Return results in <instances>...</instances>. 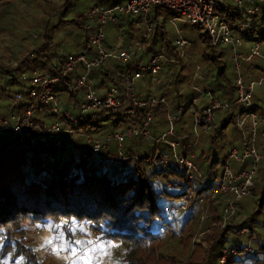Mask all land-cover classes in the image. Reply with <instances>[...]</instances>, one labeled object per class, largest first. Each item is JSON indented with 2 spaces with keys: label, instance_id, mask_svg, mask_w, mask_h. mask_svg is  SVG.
Masks as SVG:
<instances>
[{
  "label": "trees",
  "instance_id": "1",
  "mask_svg": "<svg viewBox=\"0 0 264 264\" xmlns=\"http://www.w3.org/2000/svg\"><path fill=\"white\" fill-rule=\"evenodd\" d=\"M43 1L47 2L48 0ZM68 1L63 0V3L59 5L60 14L63 15L58 16V20L56 19L54 23L50 22V18L57 14L58 8L54 5H51V8L41 9L42 14L39 18L35 11L36 22L34 26H31L33 32L23 38L16 36L14 38V41L17 42L16 47L11 48V46L5 45L9 57L6 60L0 58V79L2 81H0V93L3 95L2 97L10 98L16 91L28 89L27 83L19 79L20 73L41 70L47 75H53L60 71L66 53L60 54L58 44H52V38L59 27L65 29L69 26L72 31H78L81 37V42L77 45L78 51L85 50L90 53L88 37L93 31V26L86 28L82 21H77L74 17L66 18L64 14L67 12ZM34 3L35 1L33 7H25L34 9ZM9 4L0 0V20H9L12 16L14 17L13 13H4L9 8ZM215 12L221 15L229 25H232L234 19L240 17V13L229 4L217 7ZM161 14L166 15L167 21L174 16L169 10L158 7H152L145 15V22L141 28L147 31L146 26H149V31H147L146 38L140 39L142 53L138 57L133 56L132 65L130 62L121 63L109 59L92 69L87 76V84L99 95H102L110 87H116L119 92H122L125 78L131 76L136 64L148 60L146 59L148 51L157 46L153 53L161 49L165 56L157 74L159 82L156 86L158 96L163 97L164 101L157 103L152 109L149 125L152 137L149 141L141 137L127 139L124 145L125 158L121 164L113 162L101 167L97 158H91L82 151L85 149V138L80 133L90 137L104 135L126 126L131 121L140 122L144 117V111L124 114L120 110H102L94 122L87 123L85 118L80 119L81 126L75 127V132L68 134L59 145L33 143L29 137L13 134L11 136H14L15 140L7 141V135L3 138L0 131V228L7 231L11 237L21 235L25 239L29 234L27 232H31L28 224L33 225L35 221L46 219L57 222L59 218H62L65 220V226L74 227L75 233L80 238L86 237L88 232H91L89 231L91 228L95 233L94 236H97L105 244L110 241L120 244L123 248L121 258L123 264H159L160 262L161 264H177L179 261H186L187 264H215L222 234L214 238L210 249L203 251L198 246L193 250L201 253L199 258L193 260L190 254L185 260L182 258L188 247V243L185 244L186 238H190L192 234V232L189 234V228L193 225L195 227L199 220V212L205 209L211 219H218L228 198L225 194H218L214 197L209 195L210 187L206 183L216 172L214 169V165L217 163L215 152H212L215 155L209 162L202 164L199 162L198 169L202 172V176L200 175L199 179L192 181L185 180L177 172L162 171L157 166L144 163L142 159L144 156L155 155L168 149L167 145L158 139V134L164 129L167 113L178 114V120L175 123L177 137H181L178 139V149L183 154H194L198 143L202 145L208 143L209 148L204 149L207 153V150L211 149L213 145L217 132L224 135L223 130L229 120L234 125L237 107H233L231 110L217 111L210 130L207 133H201V136L199 135L195 139L189 128L191 118L186 111V104L182 106L177 100L180 90V74L175 70L177 65L180 70L182 69L181 60L185 54L180 55L174 45V40L166 39V33L158 23ZM136 18L138 20V17ZM252 18L254 23L259 24L254 31L256 36L257 30L262 29L264 15L261 20L258 19L257 13ZM7 23L9 24V22ZM14 31H16L15 28L8 31V35H13ZM250 34H246L248 42L259 41L257 37L250 39ZM199 37L204 45L200 54L201 59L213 62V65L221 63V58L224 55L223 48L226 49V47L213 46L205 36L199 34ZM29 40H35V43L28 45ZM261 47L264 48V44H261ZM197 48L199 49V47ZM20 52L23 53L20 54ZM0 56L3 55L0 54ZM257 60L253 58L249 62L243 63L242 69L246 80L256 79L260 73L264 75L262 74L264 73L263 65ZM249 64L252 65V69L249 68ZM196 67H199L200 71L198 72H201L202 79L193 77ZM209 74L211 73H209L207 64L206 66L195 64L189 80L191 82L190 89L194 91L192 86L198 89L197 85H200L201 90L209 87L211 92L221 100L233 101L235 96L233 82L231 86H224L220 82H216V90H213L211 83H207L205 79ZM222 75L223 70L220 68L216 71V77H222ZM73 78H75L74 70L60 82L62 85L67 84L71 89L55 92L54 99L59 104L63 101L62 109L76 114L78 104L83 99V90L73 86ZM195 82L198 84L196 85ZM12 84L16 86V89L10 91L8 85ZM65 84L63 87H67ZM135 88L138 91H146L140 83L136 84ZM192 95L196 96L194 92ZM192 95L189 98L193 97ZM251 100L252 106L249 111L254 113L258 120V128L254 132V144L256 149H260L264 144V135L261 133L264 129V95L262 92L256 96L253 93ZM48 111L47 107H42L36 115L47 116L49 115ZM105 121L107 123H104ZM244 136L249 139L251 131L247 129ZM236 138H238L237 142H233L231 146L237 145L240 139H243L239 130ZM199 157L193 156L194 163L199 160ZM247 165L248 161H243L238 166L231 167L239 169L247 167ZM257 172L259 171L256 170L258 175ZM257 175L254 176L255 180ZM197 181H201V183ZM193 182L198 186L193 187L191 185ZM176 187L181 189L176 190ZM189 191L192 193L191 203L184 211L177 214L172 210L174 208L171 207L172 204H179ZM240 200L236 204V211L243 214V207L239 204ZM165 209L168 210L167 213L164 212ZM246 218L247 221H243L241 224H247L252 228L256 221L249 216ZM179 222L187 225L186 228L185 226L181 228V233L178 236L180 239L177 238L174 241L179 249L177 251L161 249L164 240L173 237L172 230ZM91 235L93 234L89 236ZM89 244L87 243L86 246ZM180 244L185 245L181 247ZM159 245H161L159 251L155 253L156 247Z\"/></svg>",
  "mask_w": 264,
  "mask_h": 264
},
{
  "label": "built area",
  "instance_id": "2",
  "mask_svg": "<svg viewBox=\"0 0 264 264\" xmlns=\"http://www.w3.org/2000/svg\"><path fill=\"white\" fill-rule=\"evenodd\" d=\"M225 4H229L240 13L239 19H234L232 25L215 12L217 7L225 6ZM259 4L264 5V0H126L122 5L109 8L90 7L75 16L77 21H86L84 23L86 28L94 26L88 37L90 53L82 50L75 54H68L60 71L53 75H47L41 70H33L27 76L20 74L19 79L27 83L28 89L14 92L11 98L15 101L13 109L20 106V114L11 112L14 116L11 120L0 118V131L29 137L33 143L59 145L68 134L75 132V127L81 126L80 119L85 118L87 123L94 122L102 110H120L124 114L144 111V117L140 122L131 121L118 130L98 137L85 136L78 132L85 138V149L82 151L91 158H97L101 167L113 162L121 164L125 158L124 145L127 139L141 137L149 141L152 137L149 129L151 112L157 103L164 101L163 97L158 96L156 86L159 82L157 74L165 56L160 49L151 54L146 62L136 64L131 76L125 78L122 92H119L116 87H110L99 95L87 84V76L103 61L114 59L121 63L130 62L132 65L133 56L138 57L142 53L140 43L133 45L126 43L119 34L114 37L111 45L106 43L103 28L107 23L118 22V12L135 15L138 17L135 25L140 26L145 22L144 17L152 7L165 8L174 15L169 22L173 23L179 17L183 23L197 26L198 33L205 36L211 45L226 47L229 52L235 94L233 101L221 100L211 92L209 87H206L201 90L207 95L206 98H200L202 104L196 105L197 96H193L188 99L185 106L191 118L189 128L195 139L201 133H207L210 130L217 111L237 107L234 126L240 131L243 139H240L237 145L230 146L219 174L212 175L206 183L210 187V197L218 194L228 196L218 219L219 225L224 226L234 214L238 200L249 195L258 165L264 160V144L260 149H256L254 144V132L258 128V120L256 115L249 111L254 90L264 86V75L246 80L242 69L243 63L253 58L258 59L257 61L264 67V48L257 40L248 42V36H246L251 33L250 39L256 37L254 31L259 24L254 23L252 16L258 12ZM146 29L149 31V26H146ZM147 31L143 33V38H146ZM174 45L180 55H184L189 41L177 36L174 39ZM249 68L252 69L251 64ZM73 70L75 78L72 84L83 90V99L78 104L76 114L62 109V106L54 99L55 92L71 89L65 83L67 87H63L64 84L60 82ZM195 70L193 77L202 79L201 72H198L199 67ZM143 75H148L149 78L150 92L147 95H143L141 91H135L137 80ZM192 88L199 92L196 87L192 86ZM42 107H47L49 115H36ZM177 120V113L166 114L165 126L158 134V139L167 145L168 149L155 155L144 156L142 161L157 166L162 171L177 172L187 181L199 179V169L192 160L193 153L183 154L178 150V139L181 137H177L176 134ZM247 129L251 131L249 139L244 136ZM261 133L264 135V129ZM229 160L238 163L248 161V165L233 169ZM191 197L192 193L189 191L187 198ZM172 210L177 211V208L174 207ZM164 212L167 213L168 210L165 209ZM239 233L245 235L246 244L234 240L229 246L238 250L230 249V254L236 255L239 251L250 256L264 254V239L263 248L259 249L253 245L256 239L255 232L241 228Z\"/></svg>",
  "mask_w": 264,
  "mask_h": 264
},
{
  "label": "rangeland",
  "instance_id": "3",
  "mask_svg": "<svg viewBox=\"0 0 264 264\" xmlns=\"http://www.w3.org/2000/svg\"><path fill=\"white\" fill-rule=\"evenodd\" d=\"M34 9H31L33 7ZM7 4H9V8L4 13H13V19H1L0 20V56L2 60H6L9 57V52L5 48V45L11 46V48L16 47L17 42L14 41V38L20 37L23 38L33 32L32 25L36 22L35 11L37 14V18L41 16V9L51 8V5L56 8L59 7L63 3V0H48L44 2L43 0H4ZM90 4V5H89ZM95 5L97 7L101 6V8H109L112 6L110 0H69L67 6V12L65 15L66 18H72L76 16L78 13L85 10L86 7ZM31 6V7H25ZM57 14L50 18V22L54 23L56 19L58 20V16H62L61 8L57 9ZM258 19H262V15H264V5H258ZM64 17V16H63ZM117 24L107 23L103 28V32L105 37H107V41L111 36L114 38L117 34L122 36L123 38L127 36L129 30H133L136 32L140 31V26L135 25L137 20L135 15L126 14V13H117ZM9 22V24L7 23ZM160 27L166 33L167 40H174L177 36H181L189 41V47H187L185 51L184 58L181 60V65L183 66L180 70L179 65L176 67V72L179 71L180 74V90L178 92L179 97L177 100L180 102L182 106H185L188 101L190 95L193 94L197 96L196 105L200 104V98H206L205 95L201 91L200 85L198 87V91H192L189 87L190 85V76L192 71H194V65H203L208 66L209 68V76L206 79L207 83H211L213 90H216L215 85L216 82H220L224 86H231L233 82V73H232V65L229 59V52L227 49L223 48L224 55L221 58V63L206 62L201 59L200 54L204 45L202 39L199 37L197 26H193L190 24H185L182 22L181 18L177 17L175 22L171 23L169 20L167 21L166 15H159ZM3 28V29H2ZM15 28V33L8 35V31H12ZM6 29V30H4ZM71 32L72 34H68ZM34 35V34H33ZM5 36V37H4ZM13 37V38H10ZM257 39L260 40L264 38V22L262 29L257 30ZM75 38V40H74ZM17 39V38H16ZM81 42V37L78 31H72V28L68 26V28L60 29V27L56 30L53 38L52 44H58L59 52L66 54H74L78 51V47L74 45V43ZM35 40H29L27 42L28 45L34 44ZM70 43H73L70 45ZM261 44H264V40H261ZM199 47V49L197 48ZM157 46L155 47V49ZM61 50V51H60ZM20 51V49H19ZM24 52V51H23ZM23 52H20L22 54ZM0 59V60H1ZM223 70L222 77H216V71L219 69ZM33 71V70H31ZM30 71V72H31ZM200 71V70H199ZM175 72V73H176ZM24 75H28L29 72L20 73ZM19 74V76H20ZM143 78L137 81L136 84H142V87L146 89V91H141L143 95H147L150 92V83L148 75H143ZM1 81V79H0ZM2 82V81H1ZM10 91L16 89L14 84L8 85ZM257 89V88H256ZM135 91H138L135 88ZM264 95V86L262 89H257L254 91V95L261 94ZM0 93V118H7L11 120L12 113L9 111L12 107H15V101L11 98L2 97ZM193 96V95H192ZM82 99V96H81ZM72 101V100H71ZM62 102H60L62 106ZM16 109L12 108V111ZM236 110V109H234ZM219 117V116H218ZM14 118V116H13ZM219 120V118H217ZM217 120V121H218ZM104 123H107L106 121ZM218 123V122H217ZM80 131V130H79ZM238 130L234 127L232 121H228L223 130L224 135H220L217 132L216 138L213 140V145L211 149L207 150V153L204 149L209 148V144L206 143L202 145L198 143V147L194 149V154L199 157V160L195 163L198 167L199 162L207 163L211 160L215 154L217 163L214 165V169H216L215 174H217L221 168L222 161L227 154L228 149L230 148L233 142H237ZM3 138L7 135V141H14V136L11 134H7L2 132ZM201 136V135H200ZM236 138V139H235ZM262 145V144H261ZM215 152L213 154L212 152ZM231 166H238V162H233L232 160L228 161ZM256 180L253 177V187L248 196L242 198L239 201V204L243 207V214L239 213L235 210L232 217L226 222L224 226H220L218 223V219H211L210 215L206 213L205 209H202L199 213V220L194 227L191 226L189 228L190 232H192L190 238H186L185 244L188 243V247L185 249V253L182 255V258L185 260L187 256L190 254L193 260L199 258L201 253L199 251H193L198 246L203 250H208L213 245V240L215 237H218L222 234V238L220 240V244L218 245L219 253L216 255L215 264H264V254H258L256 256H250L248 254H244L243 251H239L236 255H232L229 253V250H238L235 247L229 246L233 243L234 240L239 243L246 244L245 235L240 234L241 228L251 229L255 232L256 239L253 244L259 249L263 248V239H264V161H261L258 165ZM199 174L202 176V172L199 171ZM219 174V173H218ZM200 177V176H199ZM198 177V178H199ZM201 183V181H197ZM193 187H197V183L193 182ZM181 189L180 187H176V190ZM250 190V191H251ZM181 201V200H180ZM192 199L187 198V196L182 200L179 204H172L177 208V214L184 211V209L191 203ZM238 204V203H237ZM181 205V206H180ZM246 216L253 218L256 223L252 228H250L247 224H241L243 221H247ZM26 221V220H23ZM65 220L59 218L57 222H51L48 219L44 221H35V223L28 224L31 232L29 233L25 239L18 235L17 237H11L7 231L0 228V264H123L121 258L123 256V248L120 244H116L114 241L108 242L105 244L102 240L98 239L97 236H94V231L89 228L90 233L80 238L75 233V228L65 226ZM261 224H263L261 226ZM186 228L187 225L182 223H178L174 226L172 230L173 237L170 239H166L163 242V245H159L156 248V252L161 249H165L166 251H177L179 248L175 244V240L179 238V234L181 233V228ZM194 230V231H193ZM90 234H93L89 236ZM224 237V238H223ZM24 239V242L22 240ZM182 238V237H181ZM82 239V241H81ZM180 239V238H179ZM85 240V241H84ZM84 241V242H83ZM87 243H90L86 246ZM262 243V244H261ZM185 244H180L183 247ZM84 245V247H83ZM83 247L82 249H80ZM191 252V253H190ZM160 253V252H158ZM156 257V255L154 254ZM186 261H179L177 264H187ZM161 264V262L159 263ZM197 264V263H191Z\"/></svg>",
  "mask_w": 264,
  "mask_h": 264
},
{
  "label": "crops",
  "instance_id": "4",
  "mask_svg": "<svg viewBox=\"0 0 264 264\" xmlns=\"http://www.w3.org/2000/svg\"><path fill=\"white\" fill-rule=\"evenodd\" d=\"M116 1V3H113L112 4V6L111 7H113V6H115V5H122V4H124L125 2H126V0H113V1H111V3L112 2H115ZM90 5V4H89ZM90 7H97V6H95V5H92V6H88V7H86L85 8V10L86 9H88V8H90ZM99 8H101V7H99ZM85 10H83V11H85ZM74 18H75V16H74ZM83 23H85L86 21H82ZM94 27V26H93ZM140 27H142V25H140ZM145 32V29H142V28H140V31L139 32H136V31H133V30H129V32L127 33V36H125L124 37V40H125V42L126 43H129V44H134V43H139V41H140V39L142 38V35H143V33ZM79 35H80V33H79ZM113 36H111L110 38H109V40L107 41V37H105V41H106V43L108 44V45H111L112 43H113V41H114V38H112ZM74 40H75V38H74ZM74 43V42H73ZM73 43H70V45H72ZM74 45L75 46H77L78 45V43H74ZM142 48V47H141ZM156 49L154 48V49H152V50H150V51H148L147 52V57H146V59H148L149 58V56L151 55V54H153V52L155 51ZM79 52V51H78ZM77 53V52H76ZM68 54H65L64 55V59H65V57L67 56ZM147 61V60H146ZM262 67V66H261ZM263 69H264V67H262ZM262 74H264V73H262ZM261 75V73L259 74V76ZM137 92H139V91H137ZM200 104H202V101H200ZM199 104V105H200ZM198 105V106H199ZM12 108H14V107H12ZM12 108H11V110H9L10 112H13V113H16L17 115H19L20 114V110H19V108H17L16 107V110L15 111H12ZM225 134V133H224ZM179 150V149H178ZM180 151V150H179ZM194 155V157L195 156H197V155H195V154H193ZM224 159H226V155H225V157H224Z\"/></svg>",
  "mask_w": 264,
  "mask_h": 264
},
{
  "label": "clouds",
  "instance_id": "5",
  "mask_svg": "<svg viewBox=\"0 0 264 264\" xmlns=\"http://www.w3.org/2000/svg\"><path fill=\"white\" fill-rule=\"evenodd\" d=\"M75 54V53H74ZM227 155V154H226ZM226 161V159H224V162ZM223 165V164H222Z\"/></svg>",
  "mask_w": 264,
  "mask_h": 264
}]
</instances>
